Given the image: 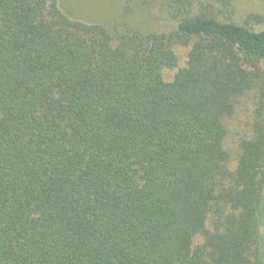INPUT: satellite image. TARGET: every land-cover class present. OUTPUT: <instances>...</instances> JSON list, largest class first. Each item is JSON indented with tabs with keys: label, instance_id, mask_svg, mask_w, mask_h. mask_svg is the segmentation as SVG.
I'll return each mask as SVG.
<instances>
[{
	"label": "trees",
	"instance_id": "16d2710c",
	"mask_svg": "<svg viewBox=\"0 0 264 264\" xmlns=\"http://www.w3.org/2000/svg\"><path fill=\"white\" fill-rule=\"evenodd\" d=\"M215 2L141 0L144 33L0 0V264H264V97L225 147L264 28Z\"/></svg>",
	"mask_w": 264,
	"mask_h": 264
},
{
	"label": "rangeland",
	"instance_id": "374dc122",
	"mask_svg": "<svg viewBox=\"0 0 264 264\" xmlns=\"http://www.w3.org/2000/svg\"><path fill=\"white\" fill-rule=\"evenodd\" d=\"M150 1V0H149ZM141 0H58L59 8L73 19L85 22L102 23L108 27L118 26L120 23H127L130 29L141 32H157L159 27V17L156 5H151L150 9L141 10ZM152 2V0H151ZM131 5L134 13L124 14L123 8ZM217 8L222 11L217 16L219 20L237 23L253 30L264 28V0H230L228 6H223L221 2L216 3ZM187 48L176 47L178 56L177 66L163 70V78L170 80L177 68L185 65ZM261 77L255 88L243 94L236 102L234 112L226 119V141L225 147L230 152L232 164L238 152V143L242 137H249L252 134V123L255 119V106L259 98L264 97V59L259 62ZM262 233L264 236V214L261 219ZM200 240L199 237L195 242Z\"/></svg>",
	"mask_w": 264,
	"mask_h": 264
}]
</instances>
